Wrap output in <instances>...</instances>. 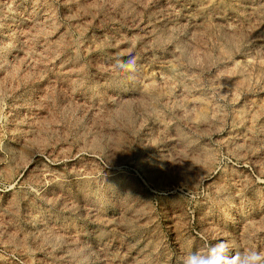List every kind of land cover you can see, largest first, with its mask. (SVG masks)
<instances>
[{
	"label": "rangeland",
	"instance_id": "1",
	"mask_svg": "<svg viewBox=\"0 0 264 264\" xmlns=\"http://www.w3.org/2000/svg\"><path fill=\"white\" fill-rule=\"evenodd\" d=\"M221 240L264 250V0H0V264Z\"/></svg>",
	"mask_w": 264,
	"mask_h": 264
},
{
	"label": "clouds",
	"instance_id": "2",
	"mask_svg": "<svg viewBox=\"0 0 264 264\" xmlns=\"http://www.w3.org/2000/svg\"><path fill=\"white\" fill-rule=\"evenodd\" d=\"M121 69L135 71V58L119 61ZM179 264H264V250L245 249L232 252L228 241L221 240L207 247L197 249L179 258Z\"/></svg>",
	"mask_w": 264,
	"mask_h": 264
}]
</instances>
